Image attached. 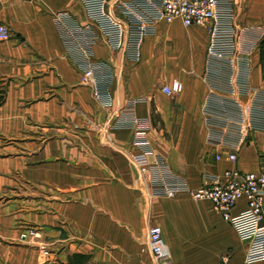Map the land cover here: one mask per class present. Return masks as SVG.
<instances>
[{"label":"crops","instance_id":"obj_1","mask_svg":"<svg viewBox=\"0 0 264 264\" xmlns=\"http://www.w3.org/2000/svg\"><path fill=\"white\" fill-rule=\"evenodd\" d=\"M78 1L0 0V23L11 34L0 40V77L6 82L0 104V264H65L79 253L88 256L85 264H156L148 246L153 225L160 227L173 264H241L245 245L209 201L183 193L150 198L138 171L140 164L163 159L175 185L188 189L234 167L258 171L263 129L249 132L234 165L216 160L227 148L206 141L202 110L209 83L222 94L227 87L216 66L209 83L204 78L205 29L179 20L157 24L138 63L94 44V60L110 68L112 104L102 107L81 84L77 61L55 24L56 12L84 22ZM232 13L247 83L264 90V0H234ZM174 79L182 91L166 96L161 88ZM138 140L148 141L147 147L135 145ZM147 148L152 153L145 159H132ZM244 208L241 200L232 213ZM26 227L38 237L20 240ZM230 229L237 247L223 262ZM40 248L52 253L46 263L38 259Z\"/></svg>","mask_w":264,"mask_h":264},{"label":"built area","instance_id":"obj_2","mask_svg":"<svg viewBox=\"0 0 264 264\" xmlns=\"http://www.w3.org/2000/svg\"><path fill=\"white\" fill-rule=\"evenodd\" d=\"M233 1L79 0L84 22L67 12H56L54 18L68 53L77 61L81 84L91 89L94 102L102 107L112 104L108 89L110 68L94 60V44L102 42L111 51L119 52L123 59L138 63L144 40L155 32L157 24L179 20L184 27L204 28L208 42L204 78L209 83L216 66L215 71L219 77L225 78L227 87L222 94L214 90L216 85L209 83L202 110L206 141L227 148L225 154H215L216 160L226 159L234 165L236 151L246 143L249 132L264 130V90L247 83V59L240 54L239 34L232 23ZM10 37L7 26L0 23V40ZM161 89L170 97L181 92L182 86L174 79ZM135 145L147 147L148 141L138 140ZM151 153L150 148L143 149L132 159H145ZM138 171L150 198H174L183 193L196 202L209 201L213 211L245 245L241 264H264V154L256 172L247 173L234 167L225 170L222 177L204 176L200 186L192 189L175 185L174 174L163 159L140 164ZM241 200L245 201V208L233 214ZM147 231L152 259L156 264H173L160 227L153 225ZM19 235L20 240L38 237L37 230L30 227L23 228ZM51 257V251L40 248L38 259L41 262L46 263Z\"/></svg>","mask_w":264,"mask_h":264},{"label":"trees","instance_id":"obj_3","mask_svg":"<svg viewBox=\"0 0 264 264\" xmlns=\"http://www.w3.org/2000/svg\"><path fill=\"white\" fill-rule=\"evenodd\" d=\"M259 55H260V63L261 68L263 69L264 75V37L259 40ZM5 79L0 77V104L5 98ZM88 260V256L84 254H74L70 256L65 264H85Z\"/></svg>","mask_w":264,"mask_h":264},{"label":"rangeland","instance_id":"obj_4","mask_svg":"<svg viewBox=\"0 0 264 264\" xmlns=\"http://www.w3.org/2000/svg\"><path fill=\"white\" fill-rule=\"evenodd\" d=\"M229 242L231 243L230 253H229L228 256L225 257V258H228V259L223 260V262H229V260L233 258L234 254H235L236 247H237V244H236V241L234 240V236L232 235L231 229L229 231Z\"/></svg>","mask_w":264,"mask_h":264}]
</instances>
